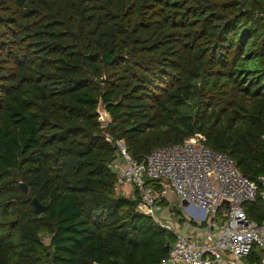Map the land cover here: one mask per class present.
I'll return each mask as SVG.
<instances>
[{
  "label": "trees",
  "instance_id": "1",
  "mask_svg": "<svg viewBox=\"0 0 264 264\" xmlns=\"http://www.w3.org/2000/svg\"><path fill=\"white\" fill-rule=\"evenodd\" d=\"M197 134L262 223L264 0H0V264H159L174 236L117 192L116 142L142 162Z\"/></svg>",
  "mask_w": 264,
  "mask_h": 264
},
{
  "label": "built area",
  "instance_id": "2",
  "mask_svg": "<svg viewBox=\"0 0 264 264\" xmlns=\"http://www.w3.org/2000/svg\"><path fill=\"white\" fill-rule=\"evenodd\" d=\"M116 144L112 167L119 177L117 189L132 186L139 197L137 212L174 236L159 264H242L254 249L261 257L253 264H264V221L250 220L244 210L257 200L259 187L229 156L206 146L198 134L158 148L142 162L128 155L122 141ZM148 181L169 185L180 203L187 202L184 213L163 209V190L156 191ZM260 181L264 203V177ZM165 213L177 220H168Z\"/></svg>",
  "mask_w": 264,
  "mask_h": 264
},
{
  "label": "rangeland",
  "instance_id": "3",
  "mask_svg": "<svg viewBox=\"0 0 264 264\" xmlns=\"http://www.w3.org/2000/svg\"><path fill=\"white\" fill-rule=\"evenodd\" d=\"M99 113H100V117H105L107 120L105 122V124L109 123L111 121V118L110 116L105 113L104 111H102V109H99ZM106 114V115H105ZM125 188H128V189H131V190H134V188L128 184H121L118 186V189H117V192L121 195H126L127 192L125 191ZM163 205H162V208L163 209H169V210H173L174 212H176L177 214H183L184 213V207L182 206V204L180 202H177L176 204H172L170 201L168 200H164L163 201ZM164 216H166V218L168 220H172V222H175L177 219L175 218V215L174 216H169L168 214H164ZM48 239L45 240V243H48ZM242 264H248L247 263V259L243 260L241 262Z\"/></svg>",
  "mask_w": 264,
  "mask_h": 264
},
{
  "label": "water",
  "instance_id": "4",
  "mask_svg": "<svg viewBox=\"0 0 264 264\" xmlns=\"http://www.w3.org/2000/svg\"><path fill=\"white\" fill-rule=\"evenodd\" d=\"M106 115V114H105ZM106 118L103 116V117H100V122L102 124H105L106 122ZM162 185V188H163V198L170 201L172 204H176L178 201V198L176 196V194L172 191L171 187L169 185H166V184H161ZM21 187H22V190L25 194H28L29 193V189L27 186H25L24 184H21ZM226 204H228V202H225ZM32 204L34 206V210H35V213L37 215H41L43 213L46 212V207L43 206L37 198H34L32 200ZM183 207H186L187 206V202L184 201L181 203Z\"/></svg>",
  "mask_w": 264,
  "mask_h": 264
},
{
  "label": "crops",
  "instance_id": "5",
  "mask_svg": "<svg viewBox=\"0 0 264 264\" xmlns=\"http://www.w3.org/2000/svg\"><path fill=\"white\" fill-rule=\"evenodd\" d=\"M125 191L127 192V194L125 195L127 198H130V199L136 198V193L134 190L125 188ZM185 233H187V232L185 231Z\"/></svg>",
  "mask_w": 264,
  "mask_h": 264
}]
</instances>
